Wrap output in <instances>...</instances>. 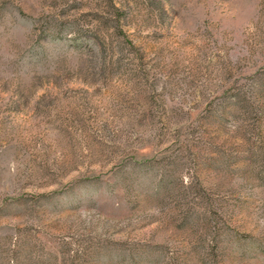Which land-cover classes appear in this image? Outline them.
I'll use <instances>...</instances> for the list:
<instances>
[{
	"label": "rangeland",
	"instance_id": "rangeland-1",
	"mask_svg": "<svg viewBox=\"0 0 264 264\" xmlns=\"http://www.w3.org/2000/svg\"><path fill=\"white\" fill-rule=\"evenodd\" d=\"M0 264H264V0H0Z\"/></svg>",
	"mask_w": 264,
	"mask_h": 264
}]
</instances>
